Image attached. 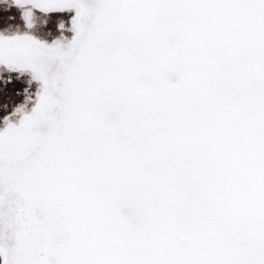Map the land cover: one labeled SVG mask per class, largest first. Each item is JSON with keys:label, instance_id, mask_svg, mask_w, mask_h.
Listing matches in <instances>:
<instances>
[{"label": "snow or ice", "instance_id": "snow-or-ice-1", "mask_svg": "<svg viewBox=\"0 0 264 264\" xmlns=\"http://www.w3.org/2000/svg\"><path fill=\"white\" fill-rule=\"evenodd\" d=\"M0 264H264V0H0Z\"/></svg>", "mask_w": 264, "mask_h": 264}, {"label": "rangeland", "instance_id": "rangeland-1", "mask_svg": "<svg viewBox=\"0 0 264 264\" xmlns=\"http://www.w3.org/2000/svg\"><path fill=\"white\" fill-rule=\"evenodd\" d=\"M13 12H15V10L13 9ZM66 15H71L70 13L69 14H66Z\"/></svg>", "mask_w": 264, "mask_h": 264}]
</instances>
